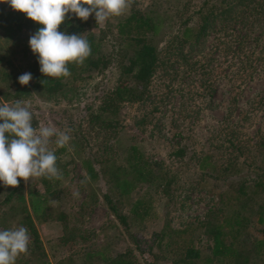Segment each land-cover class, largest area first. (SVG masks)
<instances>
[{"label": "rangeland", "instance_id": "rangeland-1", "mask_svg": "<svg viewBox=\"0 0 264 264\" xmlns=\"http://www.w3.org/2000/svg\"><path fill=\"white\" fill-rule=\"evenodd\" d=\"M153 1L158 3L151 6ZM202 1L132 0L135 5L131 4L127 11L143 12L151 6L163 16L169 2L180 5V8L188 4L185 16H172L173 26H178L176 24L188 16L193 17L190 23L196 24L199 16L193 12L202 5ZM247 16L253 18L250 12ZM106 22L97 24L93 14L86 26V33H91L96 41L103 33L106 35L101 43L102 54L111 52L112 45L108 39L117 33L112 23L106 26ZM226 25L213 27L204 50L207 56L203 65L211 67L209 80L216 88L212 110H201L195 90V82L200 77L194 74L163 76L156 81L154 92L157 110H151L150 104L147 107L137 103L121 104L115 115L117 127L111 123L106 132L99 131L98 124L91 126L88 123L89 114H98L103 97L112 91L117 72L94 74L92 79L83 76L82 81L75 83L64 81L62 91L50 101H44L45 98H39L35 92L28 99H22L37 118L38 127L44 124L52 125L58 131L71 129L68 133L71 140L67 146L57 148L55 137H52L49 145L57 156L56 166L63 179L39 177L26 182L18 178L22 184L23 202L13 200L3 205L7 191L0 193V230L24 226V217L30 215L45 254L41 261H28L21 254L15 264H104L101 257L114 258L127 252L138 264L153 261L152 256L159 258L154 260V264H172L181 258L182 250L189 243L201 251V259L196 264H220L216 259L212 261L207 249L212 243L204 234L203 223L210 210L218 211L216 224L224 232V241L232 242L241 251V260L264 264V249L259 250L258 245L263 239L264 224L258 219L264 191L252 188L258 174H264V159L256 162L259 152L256 144L264 138V34L258 38V32H251L247 39L241 27ZM173 30L176 32L175 28ZM169 32L173 31L162 30L156 38L159 47H163ZM31 35L32 31L26 30L20 34L19 41L13 43L0 32V104H12L17 100L11 93L12 81H5L3 74L19 77L29 72L33 53L22 55L17 44L29 45ZM122 46L132 51L127 42ZM109 117H112L110 113L103 114L101 119L108 120ZM143 120L148 123L144 132ZM115 137H119L116 143L113 142ZM176 143L187 146L186 159L191 155L213 152L220 169L214 171L212 178L203 179L199 173L193 176L191 172L186 173L183 179L179 178L164 166L170 164L167 158L171 151L169 148ZM128 144L136 145L144 159L159 166L152 176L151 183L154 184H139L130 195L121 196L117 189L107 184L101 173L99 179L92 180L82 160L94 159L92 164L96 169L109 170L113 162L116 163L114 167H126L128 155L124 150ZM231 144L246 150L243 158L249 155L248 151L252 152L251 167L234 164L237 152ZM115 153L117 158L113 155ZM223 164H229L227 171H223ZM205 172L212 173L210 169ZM86 177V182L81 183ZM194 177L195 186L179 188L184 180ZM170 178L172 184L167 187L165 182ZM44 181L53 191L52 195H46L47 211L56 216L65 214V223L43 222L31 216L28 193L35 191L44 197ZM240 185L245 186V194L238 191ZM13 188L16 187L8 186L6 190ZM210 191L216 198L213 201L208 194ZM76 192L78 196L74 195ZM104 196H108L115 205L123 221L112 213ZM236 221L242 222L238 235L235 234ZM65 237L67 243L62 244L61 239ZM87 253L92 256L86 258ZM223 260L224 264L233 263L231 258Z\"/></svg>", "mask_w": 264, "mask_h": 264}, {"label": "trees", "instance_id": "trees-1", "mask_svg": "<svg viewBox=\"0 0 264 264\" xmlns=\"http://www.w3.org/2000/svg\"><path fill=\"white\" fill-rule=\"evenodd\" d=\"M171 1V0H170ZM158 1H153L151 6H155ZM202 5L196 8L193 15L199 16L196 19V24H191L192 16H188L185 20L180 21L173 26L172 16H178L179 18L185 16L184 12L188 11V4H184L182 8L175 6L169 2L167 4V12L161 16L159 10L156 7L146 8L143 12L139 10L125 11L124 14L118 17H112L107 20L106 26L112 23L113 28L117 31L116 35L111 36L110 44L112 45L111 52H100L101 43L105 40V34L96 41L93 35L86 33L87 21L81 20L75 16V14L69 13L66 16L65 21L59 26L58 31L66 32L67 34H82L88 41L91 47V55L84 61L82 65L70 62L67 67L71 73L68 77H46L40 72V65L38 62V54H34L27 44L18 43L21 47L22 55H28L33 53L32 62L29 67V72L32 74V80L28 85H21L18 82V77H14L11 74H3L5 81H12L10 87H12L11 93L16 99H28L32 93L38 94L39 98L44 101H50L56 95H58L67 81L78 82L82 81V77L92 79L94 74L102 75L109 72H117V77L112 91L105 95L102 99L100 110L98 114L92 112L89 114L88 123L93 126L98 124L99 131H108L111 128V123L117 127L115 115L121 104H143L145 107L150 104L151 110H157V105L154 101V92L157 86L156 81L168 76L172 73L180 74L185 76L186 74L198 75L200 78L195 82L196 92L200 99V105L203 109L214 108V96L216 88L213 82L209 80L211 73V67L203 65L206 61L204 55L205 45L207 43L210 32L214 31V26L217 24H230L234 27H241L246 32V37L251 32H258V38L263 35L264 32V0H203ZM133 6L135 5L134 3ZM87 7V5H84ZM253 18H250L248 13ZM172 13V14H170ZM70 17V18H69ZM43 25L38 24L31 19L27 18L25 13L13 10L8 4H2L0 2V32H3L11 42H18L20 34L26 30L32 31L34 34ZM176 29V32H174ZM170 29L167 38L164 41L163 47H159L156 38L160 35L162 30ZM257 38V39H258ZM258 41V40H257ZM127 42V46L132 48V51H127L122 44ZM131 53V54H129ZM1 61V60H0ZM202 64V65H201ZM206 66V67H205ZM116 70V71H115ZM208 77V78H207ZM65 81V82H64ZM110 113L111 116L108 120L101 119L103 114ZM33 127H38V120L33 115ZM144 127L148 124L146 120L142 122ZM152 130H150L151 132ZM149 132V135H150ZM142 133V132H141ZM7 135V133H6ZM152 136V134H151ZM119 137H115L114 143L117 142ZM233 150L237 152L235 158V165H246L248 168L252 166L253 156L252 152L248 151L247 157H244L245 151L239 145L233 146ZM257 150L256 162L263 161L264 159V138H261L256 144ZM171 151L167 158L170 162L169 165L164 166L171 171L173 174L182 178L186 173L200 174L203 179L212 178L214 171L220 166L214 159V153H204L199 155H191L187 157V146L185 144L176 143L170 146ZM64 150V149H63ZM128 155L125 158L127 164L126 167L116 166V163H112L113 167L96 169L93 164L94 159L87 158L82 160V165L87 172V175L92 180L100 178V173L103 175L102 178L106 179L107 184L111 188L118 190L121 196L130 195L137 185L144 183H151L153 179L155 168L159 166L157 163L150 162L144 159V155L138 150L136 145L128 144L124 150ZM121 154H124L122 152ZM56 155V154H55ZM116 158L118 154H113ZM113 159V158H112ZM240 159H243L240 162ZM246 161H249L247 163ZM58 165V160L56 161ZM224 165V164H223ZM223 165L221 167L223 168ZM114 168V169H113ZM210 169L212 173H207L205 170ZM229 169V164L224 165L223 171ZM105 176V177H104ZM216 178V177H215ZM157 179V176L154 178ZM183 179V178H182ZM194 178H187L182 180L184 183L179 184V188H186L188 185L195 186L193 183ZM201 181V184L203 182ZM45 183V196L35 191L28 193V204L31 211V216L36 217L37 220L43 222H66V216L63 213L53 215L48 213L45 203L47 201L46 195H52L53 192L48 185ZM154 184V183H151ZM166 186L172 184L170 178L165 182ZM21 182L16 188L6 190V187L0 182V193L7 191L2 201L3 205L10 203L11 201H24L22 194ZM252 188L263 189L264 191V174H258L256 181L252 185ZM238 191L241 194H245V186L240 185ZM211 201L216 199L212 196L213 193L208 192ZM108 203L109 209L117 217V219L123 221L124 218L118 214L114 204L110 201L108 196H104ZM220 202V201H219ZM25 211V210H24ZM260 216L259 223L264 224V202L259 206ZM205 223H203L205 232L204 234L208 237V240L212 243L208 246L209 254L213 259H216L223 263L224 258L233 259L232 264H253L247 262V259H242V253L239 251L234 244L224 241V232L220 225L216 224L215 216L218 213L217 210H210ZM30 215L24 217V226H26L31 235V241L29 244V250L26 256L28 261L43 260L45 254L42 251V244L38 238L37 231L32 224ZM235 234L238 235L242 228V222L236 221ZM188 229V227H186ZM186 231L182 230L181 232ZM180 232V233H181ZM263 239L258 243L259 250L264 249V226H263ZM177 234V232H176ZM236 238V237H235ZM62 244L67 243V238L61 239ZM256 253L257 251L254 250ZM254 252V253H255ZM130 252L118 255L114 258L101 257V261L104 264H138L133 261ZM21 256V257H22ZM92 254H85L86 258H90ZM153 261L147 264H154V260L159 259L157 256H152ZM201 259V251L195 249V247L189 243L182 250L181 258L172 264H196ZM91 259H88L90 261ZM210 260V258H209ZM20 261V259H19ZM18 261V262H19Z\"/></svg>", "mask_w": 264, "mask_h": 264}, {"label": "clouds", "instance_id": "clouds-1", "mask_svg": "<svg viewBox=\"0 0 264 264\" xmlns=\"http://www.w3.org/2000/svg\"><path fill=\"white\" fill-rule=\"evenodd\" d=\"M13 10L25 13L27 18L43 25L30 36L29 46L38 54L40 72L46 77L59 78L71 75L67 64L82 65L91 55L89 41L82 34L58 31L67 14L72 13L87 21L94 14L97 24L110 17H118L131 6L132 0H0ZM84 5H87L85 7ZM70 18V17H69ZM32 74L18 77L21 85H28ZM33 113L25 101L0 104V182L5 187H17L19 179L46 177L63 179L56 166L57 156L50 149L55 137L57 148L69 144L68 131H58L52 125L33 127ZM7 133V135H6ZM88 178H85V183ZM74 195L78 196L76 192ZM30 244L29 230L20 226L0 230V264H15L21 254H27Z\"/></svg>", "mask_w": 264, "mask_h": 264}]
</instances>
